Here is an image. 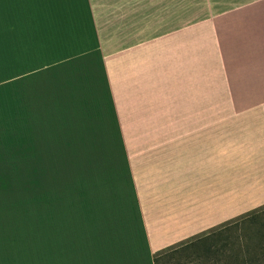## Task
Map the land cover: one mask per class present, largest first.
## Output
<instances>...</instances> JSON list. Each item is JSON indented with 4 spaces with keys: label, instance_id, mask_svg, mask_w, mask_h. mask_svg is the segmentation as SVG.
<instances>
[{
    "label": "crops",
    "instance_id": "0c3cea01",
    "mask_svg": "<svg viewBox=\"0 0 264 264\" xmlns=\"http://www.w3.org/2000/svg\"><path fill=\"white\" fill-rule=\"evenodd\" d=\"M264 205V0H0V264H153Z\"/></svg>",
    "mask_w": 264,
    "mask_h": 264
},
{
    "label": "rangeland",
    "instance_id": "374dc122",
    "mask_svg": "<svg viewBox=\"0 0 264 264\" xmlns=\"http://www.w3.org/2000/svg\"><path fill=\"white\" fill-rule=\"evenodd\" d=\"M263 236L264 205H261L171 246L175 254L163 259L161 264H257L258 259L262 261L258 255L262 250L260 245L264 243ZM199 239H204L202 244L199 242L196 247L189 245ZM248 253L253 256L251 260L245 256Z\"/></svg>",
    "mask_w": 264,
    "mask_h": 264
},
{
    "label": "trees",
    "instance_id": "16d2710c",
    "mask_svg": "<svg viewBox=\"0 0 264 264\" xmlns=\"http://www.w3.org/2000/svg\"><path fill=\"white\" fill-rule=\"evenodd\" d=\"M258 234V233H257ZM263 234V233H262ZM261 234V235H262ZM264 237V236H263ZM205 239V238H204ZM203 239V240H204ZM203 240L199 239V240H195V241H192L190 242V246H194L196 247L198 245L199 242H201V244L203 243ZM207 240V238H206ZM263 241V240H261ZM260 247L262 248L261 252H259V258L262 260L260 261L259 259L257 260V264H264V243H261ZM172 248V247H171ZM166 248L162 251H159V252H156L153 256V264H161V262L163 261V259H165L166 257H169V256H173L175 254V249L174 248ZM245 256L248 257V259H252L253 256H251V254H246ZM246 261V260H245Z\"/></svg>",
    "mask_w": 264,
    "mask_h": 264
}]
</instances>
